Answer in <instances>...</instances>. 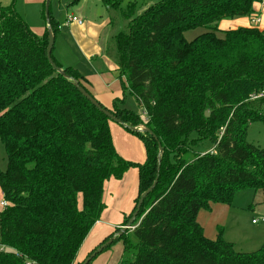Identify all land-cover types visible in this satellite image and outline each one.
Segmentation results:
<instances>
[{
    "label": "trees",
    "instance_id": "trees-1",
    "mask_svg": "<svg viewBox=\"0 0 264 264\" xmlns=\"http://www.w3.org/2000/svg\"><path fill=\"white\" fill-rule=\"evenodd\" d=\"M260 1L158 0L138 13L128 4L125 28L114 36V58L143 116L116 104L107 109L155 134L132 131L144 148L143 161L135 163L119 156L110 120L73 86L77 80L90 93L78 70L52 52L68 78L51 68L47 31L37 36L14 0H0V139L8 160L0 170L6 201L0 264H81L110 238L104 249L122 243L117 264H264V243L236 251L220 236L206 238L197 220L210 201L229 202L242 187L260 191L264 200V153L243 141L247 123L264 120V31L250 25L215 33L222 21L248 16ZM49 20L55 40L60 25L50 6ZM198 26L207 31L187 40L184 31ZM204 140L214 147L186 161L184 154ZM158 142V179L132 230L111 232L78 258L104 211L106 180L137 170L125 224L155 178Z\"/></svg>",
    "mask_w": 264,
    "mask_h": 264
},
{
    "label": "crops",
    "instance_id": "crops-1",
    "mask_svg": "<svg viewBox=\"0 0 264 264\" xmlns=\"http://www.w3.org/2000/svg\"><path fill=\"white\" fill-rule=\"evenodd\" d=\"M53 1L50 0V12L60 25L54 45L58 40L62 45L67 41V43L72 44L71 47L75 49L78 57V61L75 64L66 66H72L78 70L84 77L82 83L91 95L106 108L112 109L113 105L116 104L115 99L117 98L128 102L129 98L125 94L122 97L124 90L128 88L126 87L127 83L126 81L123 82V74H120L116 59L114 58L116 51L114 36L123 29H114V25L117 23L116 10H120L121 14H123L122 12L128 4L125 8H122L121 2L118 0H114V2L118 1V3L113 6L109 5L111 3L110 0H96V2L93 0H55V4ZM44 2L45 0H14L16 11L18 3L28 5V10L22 15L19 14V10L17 13L37 36H42L46 30ZM98 2L102 4V7L98 5ZM258 10L262 11L263 15L261 19L258 17L257 20L260 23L256 27L264 31V0L254 4L253 12H258ZM61 11L62 14L60 13L59 17H57V13ZM69 14L82 19V23L67 21V15ZM29 16L35 17L33 21L35 31L31 27L29 20H27ZM252 19L254 18L250 19L248 26L257 22V20L253 22ZM235 21L236 25L242 24L240 20L232 19V22ZM110 40H113L112 50L111 54L107 55L106 50L108 49ZM114 126V129L118 128L116 125ZM110 128L113 129L111 124ZM121 128L123 127L121 126L118 129L122 130ZM139 146V152L143 155L138 162H142L144 159V148L141 141ZM136 191L137 170L135 167L129 168L119 179L110 178L106 180L103 193L104 211L100 219L95 222L82 241L77 252L78 258L86 255L88 251L93 249L111 232L113 233L112 237L118 235V232H114V230L124 225V220L128 217L133 206ZM2 200L3 194L0 190V202ZM209 210L210 214H213V208ZM200 214L201 209L198 212L197 220L202 226L204 234L209 235V233H206L209 229L208 224L204 226L201 222L202 220L200 221ZM132 228L133 226L129 227L128 231L132 230ZM121 251L122 243L121 241H116L101 251L104 257L98 256L99 252L92 258L90 263L94 264L93 262L97 258L95 264H117L122 254Z\"/></svg>",
    "mask_w": 264,
    "mask_h": 264
},
{
    "label": "rangeland",
    "instance_id": "rangeland-1",
    "mask_svg": "<svg viewBox=\"0 0 264 264\" xmlns=\"http://www.w3.org/2000/svg\"><path fill=\"white\" fill-rule=\"evenodd\" d=\"M10 0H1L3 5L9 3ZM96 2V0H93ZM121 2V7L125 8L127 4L133 5L135 11L138 13L143 8L152 4L158 0H118ZM55 0L53 1V3ZM55 4V3H54ZM98 5L102 7V4L98 2ZM131 7V6H130ZM19 14H23L28 10V5L18 3L16 6ZM117 11V18L114 25L115 30L124 29L126 24V19L121 14L120 10ZM57 13V17L59 14ZM257 15V16H256ZM263 15L262 11L251 12L248 16L245 17H236L224 20L220 23L218 30L215 31L216 35L222 37L224 32L223 30L226 28H236L239 26H248L251 18L259 17ZM35 17L29 16L27 20H29L31 27L35 31L33 21ZM232 19L240 20L242 24L236 25V21L232 22ZM64 20V19H63ZM256 21V20H255ZM254 21V22H255ZM257 20L252 26L259 25L260 21ZM60 22V21H59ZM252 24V23H251ZM207 31L204 27L198 26L192 29H188L184 31V36L187 40L193 39L198 34ZM113 40L109 41L108 49L106 50V54H111ZM71 43H67L65 41L62 44L59 43V40L55 43L53 48V56L63 65H73L77 60V53L75 49L71 47ZM123 82L125 81V76ZM125 89V88H124ZM124 94L129 98L128 102H124L121 98L115 99V103L117 108L119 109H127L131 112H134L138 115L143 116V111L141 107L138 105L134 96L130 93L129 89L126 88L124 90ZM208 113V112H207ZM112 133L113 143L115 148L121 158L127 161H132L137 163L142 158V153L139 152L140 138L138 135L133 133L132 131L121 128L119 124L114 121H110ZM114 125L118 128L114 129ZM243 141L245 144L251 149H259L264 153V120L262 119H254L247 123L245 130L243 131ZM214 147V144L210 140H204L202 142H198L194 145L193 151L185 153L183 158L186 161L191 160L194 157L195 152L202 151H210ZM8 160L5 152V148L3 142L0 139V170H6L8 166ZM1 207V206H0ZM214 210L213 214H210V210ZM264 216V200L260 191L255 190L252 187H242L237 189L229 202L223 201H210L208 203V208H202L200 214V221L204 224H208L209 235L204 234V236L208 239L215 240L218 236L222 239L232 242L234 245V250L239 252H251L257 250L264 243V222L252 223V218ZM203 217V219H201ZM206 228V227H205ZM204 233V231H203ZM122 252V251H121ZM123 254V252H122ZM122 254L120 258L122 257ZM103 256V252H100L98 256ZM119 255V254H118ZM126 255L124 253L123 257ZM129 256V255H128ZM99 257V259H100ZM82 258V257H81ZM82 259H85L82 258ZM97 260V258H96ZM94 260V264L96 263ZM120 260V259H119ZM91 264V263H90Z\"/></svg>",
    "mask_w": 264,
    "mask_h": 264
},
{
    "label": "water",
    "instance_id": "water-1",
    "mask_svg": "<svg viewBox=\"0 0 264 264\" xmlns=\"http://www.w3.org/2000/svg\"><path fill=\"white\" fill-rule=\"evenodd\" d=\"M49 4L50 0H45L44 2V15H45V21H46V31H47V45H46V59L48 63L51 65V68L55 70L56 72L62 74L63 76L67 77L65 74L64 70L60 68L52 59L51 57V52L52 48L54 45V35L52 31V27L50 25V20H49ZM68 78V77H67ZM73 86L87 99L89 100L100 112H102L110 121H114L117 124L128 128L131 131H136V132H144V133H149L156 139L155 134L152 132V130L144 125H138V126H130L126 125L123 123L119 118L114 116L107 108L103 107L90 93H88L80 84L77 80H72ZM204 114L207 116L208 113L204 112ZM162 151V146L158 142V154H157V164H156V169L157 173L155 175V178L152 182V184L145 189L138 197V200L135 205V210L132 212L131 216L127 220V222L120 227V230L118 234L124 232L126 229L132 226V222L134 221L138 210L141 206V203L145 196L153 189L155 186L157 179H158V171H159V165H160V153ZM112 241V238L108 239L104 243L100 244L94 251H92L85 259L81 262V264H87L97 253L101 252L102 249H104L108 244H110Z\"/></svg>",
    "mask_w": 264,
    "mask_h": 264
},
{
    "label": "built area",
    "instance_id": "built-area-1",
    "mask_svg": "<svg viewBox=\"0 0 264 264\" xmlns=\"http://www.w3.org/2000/svg\"><path fill=\"white\" fill-rule=\"evenodd\" d=\"M257 19H258V17H255L254 19H252V21L254 22ZM67 21H72V22H76V23H79V24L82 23V19H80V18H78V17H76L74 15H71V14L67 15ZM0 205L2 207H5L6 206V201L2 200L0 202ZM251 222L252 223L264 222V216L252 218Z\"/></svg>",
    "mask_w": 264,
    "mask_h": 264
}]
</instances>
